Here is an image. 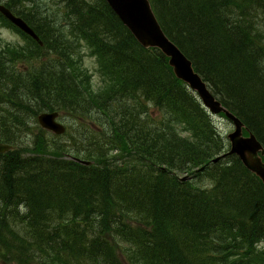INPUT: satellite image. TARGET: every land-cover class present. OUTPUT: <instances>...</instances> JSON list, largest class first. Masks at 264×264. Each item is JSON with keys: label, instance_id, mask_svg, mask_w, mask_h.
Wrapping results in <instances>:
<instances>
[{"label": "trees", "instance_id": "trees-1", "mask_svg": "<svg viewBox=\"0 0 264 264\" xmlns=\"http://www.w3.org/2000/svg\"><path fill=\"white\" fill-rule=\"evenodd\" d=\"M149 2L213 95L221 92L205 70L225 76L238 57L233 38L264 50V0H241L231 10L238 26L227 20L218 32L212 1ZM0 3L41 43L0 15L27 42L0 46V143L11 146L0 153V264H264V186L234 155L212 162L228 142L161 52L143 49L104 0ZM185 46L209 60L198 63ZM86 54L100 88L82 64ZM257 101L235 107L221 100L264 149V97ZM44 112L59 114L64 134L37 125ZM13 159L45 164L50 179L24 183L21 197L11 193L4 181L20 168ZM43 198L54 208L36 223L32 206ZM80 214L109 219L80 224Z\"/></svg>", "mask_w": 264, "mask_h": 264}, {"label": "water", "instance_id": "water-1", "mask_svg": "<svg viewBox=\"0 0 264 264\" xmlns=\"http://www.w3.org/2000/svg\"><path fill=\"white\" fill-rule=\"evenodd\" d=\"M114 12L118 20L126 27L143 48L158 49L166 58L173 75L199 97L203 107L207 108L212 115L222 113L228 119L233 131L226 136L229 141V151L225 155H235L245 169L254 174L264 186V149L252 133L247 130V136H243L244 126L240 119L236 118L231 112L213 100L209 95L206 85L201 81L198 74L193 70L192 64L186 59L182 52L165 37L160 29L148 0H104ZM0 14L12 25L21 30L25 35L31 36L39 43L30 27L19 17H15L10 11L0 5ZM58 114L44 112L37 117V124L43 130L51 132L53 135H61L65 128L56 121ZM10 150L8 145L0 144V153ZM223 156H217L212 162H217ZM77 163L90 165L89 162L75 160ZM186 178V177H184Z\"/></svg>", "mask_w": 264, "mask_h": 264}, {"label": "bare ground", "instance_id": "bare-ground-1", "mask_svg": "<svg viewBox=\"0 0 264 264\" xmlns=\"http://www.w3.org/2000/svg\"><path fill=\"white\" fill-rule=\"evenodd\" d=\"M211 1L213 2L211 4L214 5L216 8V12H217L216 16L218 17L217 20L214 18L215 21H213V27H215L217 32L219 31L220 27H223V25H225L227 20L229 23V27L238 26L239 20L235 16L232 15L231 10H233L235 7H238L239 2L241 0H230L229 2L227 0H201V2H203L202 6H206V3L211 2ZM220 1L222 2L219 3ZM216 2H218L219 4ZM222 3L225 5H228L229 3L231 4V6L230 8L227 9L226 7L221 6ZM216 16L214 15V17ZM212 34H214V32H212ZM185 48L187 49V51H189L188 46H185ZM229 48L235 52L237 51L236 56L238 57L236 59V62H234L233 65L235 66L236 71L238 70V73H236L234 69L232 68L233 65L228 71L225 72V76H221L219 73L217 74L216 71L212 69L205 70L208 73L209 78L211 79L212 83L215 84V86L217 85L218 87L217 89L219 90L218 92H221L219 96H217L216 94L213 95L209 91L208 86L203 81L202 82L206 85L209 91V95L212 96L214 101L220 103L222 107L224 106L222 105L221 100L225 101L226 104L229 103L230 105L235 106V107H238V106L240 107L244 105L252 107V105L258 104V101H257L258 97L260 99L264 97V86L263 88H261V86L258 85L259 83H257V81L258 82L261 81V83L264 84V50L262 49L251 50L249 48L246 49L240 43L239 39L234 40V38L233 40H231ZM189 52H191V55H193V58L200 64L202 62L206 63V61L209 60L207 59L208 54H205L204 52L200 55L199 53H196V52L195 53L192 51H189ZM240 74H244V76L242 77ZM229 85L231 86L230 89H228ZM195 96L197 97L196 94ZM197 98L201 104L199 97ZM261 104L263 105V103ZM201 106L202 108H205L203 107L202 104ZM224 108L226 110L228 109L226 107ZM205 110L211 116V113L209 112V110L207 108H205ZM221 114L222 113L217 114V115L220 116ZM231 114L233 113L231 112ZM244 114L249 119L251 118V115H248L245 112ZM12 163L17 164L20 168H17L16 171H11L12 173H10L9 177L6 178L4 181L5 185H8L9 188H11V189H7L11 193H14V190H16L17 195H18L17 188H21L22 185L26 182H30V183L35 182L37 179L39 180L42 178L44 179L45 176H46V180L50 179V174H48L49 172H44L45 164L43 163H35V164L30 163V165H34V166H27L22 162L15 161L14 159ZM13 168L14 167L10 169H13ZM59 176L60 175L52 177V180L54 179L53 183L55 185H58V183L63 180V178ZM24 178L26 179L24 180ZM21 180H24V181H21ZM21 194L23 195L24 193H21ZM139 196H133L134 202H139L140 200V198H138ZM47 202L49 203V201L46 198L45 199L43 198V199H40L38 202H36L34 206H32L33 213L30 215V217L34 221L37 219L36 223H40V220H46L48 218V215L52 212L54 207L47 205L48 204ZM134 202L133 201L130 202L131 208L133 207ZM77 212H78V209L72 211L71 219H74L76 217ZM19 215H20V210H19ZM96 218L100 219L101 221H106L107 219H109L107 215H102V214L101 216L99 214H94V216H88V215L86 216L84 214H80L78 219H76V221L77 223H80V224H83V222L86 224H92L95 221L94 219ZM42 226L43 224L41 223L37 227V230L40 229Z\"/></svg>", "mask_w": 264, "mask_h": 264}, {"label": "rangeland", "instance_id": "rangeland-1", "mask_svg": "<svg viewBox=\"0 0 264 264\" xmlns=\"http://www.w3.org/2000/svg\"><path fill=\"white\" fill-rule=\"evenodd\" d=\"M7 42L14 47H26L27 43L26 41H24V38L19 33L7 26L1 25L0 22V46H2V43ZM82 64L89 70V72H91V78L93 80L94 88H96V85L97 88H100L101 80L97 73V67H95V59L93 57L88 56L87 54L83 55ZM211 119H213L215 130H217L218 133L226 140V136L233 131L232 124L230 123V121L228 119L226 120L225 118L219 115L211 116ZM59 122L64 125V121L62 119H59Z\"/></svg>", "mask_w": 264, "mask_h": 264}]
</instances>
